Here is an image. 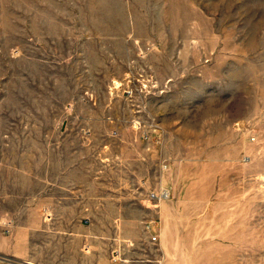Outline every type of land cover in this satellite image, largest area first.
I'll use <instances>...</instances> for the list:
<instances>
[{"label": "rangeland", "instance_id": "obj_1", "mask_svg": "<svg viewBox=\"0 0 264 264\" xmlns=\"http://www.w3.org/2000/svg\"><path fill=\"white\" fill-rule=\"evenodd\" d=\"M1 258L264 264V0H0Z\"/></svg>", "mask_w": 264, "mask_h": 264}, {"label": "crops", "instance_id": "obj_2", "mask_svg": "<svg viewBox=\"0 0 264 264\" xmlns=\"http://www.w3.org/2000/svg\"><path fill=\"white\" fill-rule=\"evenodd\" d=\"M2 252H5V253H8L9 255L13 256V257H19V255L16 253V251H14L13 249H6L5 251L4 250H1ZM0 264H16L14 262H11L5 258H1L0 259Z\"/></svg>", "mask_w": 264, "mask_h": 264}, {"label": "built area", "instance_id": "obj_3", "mask_svg": "<svg viewBox=\"0 0 264 264\" xmlns=\"http://www.w3.org/2000/svg\"><path fill=\"white\" fill-rule=\"evenodd\" d=\"M150 197H154V198H163V197H165V193H162V192H161V193H159L158 195L152 193V194L150 195ZM151 240L154 241V240H155V237H154V236L151 237ZM114 260H115V259H114Z\"/></svg>", "mask_w": 264, "mask_h": 264}]
</instances>
